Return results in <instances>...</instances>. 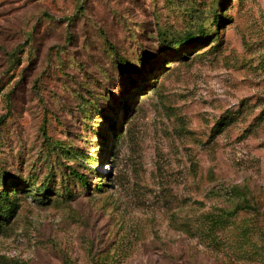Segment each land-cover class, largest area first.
Here are the masks:
<instances>
[{"label":"rangeland","instance_id":"rangeland-1","mask_svg":"<svg viewBox=\"0 0 264 264\" xmlns=\"http://www.w3.org/2000/svg\"><path fill=\"white\" fill-rule=\"evenodd\" d=\"M0 176V264H264V0H0Z\"/></svg>","mask_w":264,"mask_h":264},{"label":"trees","instance_id":"trees-1","mask_svg":"<svg viewBox=\"0 0 264 264\" xmlns=\"http://www.w3.org/2000/svg\"><path fill=\"white\" fill-rule=\"evenodd\" d=\"M218 13L214 14V19H213V25L215 27L216 30L219 29V27H221V20H222V16H224V14H221L220 11H217ZM203 34V39H189L188 41L185 42V44H177L174 45L172 47L173 49V54H177L179 51H183L184 48H193L194 46H196L197 44H200L203 40H207L209 39V37L205 34V32H203V30L201 31ZM214 35H219L217 33H214ZM111 51H114L113 47L110 46ZM186 54L185 52H182L181 55L182 56H186L184 55ZM189 55V54H187ZM117 56V54H116ZM119 60V58H118ZM165 61V59L162 61V63ZM119 63H123L121 60H119ZM152 62L147 61L145 63V65L150 64ZM147 68V67H146ZM146 70V69H145ZM127 83H128V87L129 90H131L133 84L135 83V80L131 78V73L127 75ZM131 87V88H130ZM124 92V91H123ZM122 94V92L120 93ZM124 95V94H123ZM131 97L128 95V99H130ZM125 104H123V111H124V116H128L129 114L131 115V112L133 110V108H128L124 106ZM114 109V107H111V110ZM123 114V113H122ZM111 128H114V132H115V141L119 139L120 137V129L113 124ZM101 135V134H100ZM107 158V156L105 157ZM88 161L86 160V157H83V161L81 165H77V169L69 166L66 167V171H64V174L69 176L66 180V184H71L70 182H72V184L77 183L78 185L82 186V189H86V187L89 189V184L87 183V177L86 175L82 174L78 169H82L84 171H87L88 173L91 174H96L99 173L96 169L89 170L87 169L86 166H88ZM83 172V171H82ZM108 176V175H107ZM6 177H2L0 176V231L2 228L3 224H9L11 222V220L14 218V216L16 215L17 211H18V204L19 201L21 200V196L20 195H29L28 193H31V191H33L32 193V197H37L39 200L42 199H50L49 195L51 193V188L49 187V185H43L41 184V186L36 187L33 183L32 180L25 181L22 179H15V178H10V180H5ZM31 185V186H28ZM100 189L99 186L95 187V190ZM37 193V194H35ZM237 209H240V211H252V212H257L258 208L256 205L251 204L250 202H244L243 204H241L240 206L237 207Z\"/></svg>","mask_w":264,"mask_h":264}]
</instances>
